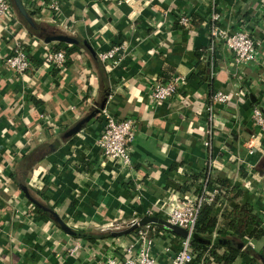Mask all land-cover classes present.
I'll list each match as a JSON object with an SVG mask.
<instances>
[{
    "label": "crops",
    "instance_id": "0c3cea01",
    "mask_svg": "<svg viewBox=\"0 0 264 264\" xmlns=\"http://www.w3.org/2000/svg\"><path fill=\"white\" fill-rule=\"evenodd\" d=\"M20 1L42 32L30 34L17 0H12L14 30L33 64L24 83L3 65L1 56L10 54L13 42L0 18V264H105L103 256L111 254L107 242L112 237L94 243L87 238L70 256L68 250L80 238L40 212L20 184L71 232L88 236L110 233V225L129 222L173 195L194 194V189L182 188L205 173L242 189L230 207L249 205L261 219L264 156H250L247 145L257 146L259 139L264 144L253 121L255 109L264 112V0H55L59 13L50 9L52 0ZM213 14L227 28L250 32L257 44L256 62L237 66L226 49L210 52ZM180 16L190 17L192 26H181ZM59 30L88 43L97 56L122 45L120 66L109 72L86 47L71 55L66 76L51 71L41 58L57 45L47 44L46 37ZM175 76L185 78L186 84L172 100L154 105L152 85ZM217 92L230 96L231 102L215 109L216 120L210 122L208 108ZM107 95L105 108L94 120L65 139ZM103 111L118 120L136 121L129 168L105 159L95 144ZM42 115L60 130L43 128ZM39 151L46 153L25 175V158ZM216 211L220 215L223 207L218 205ZM241 247L243 257L233 264H254L260 242L246 238ZM226 252L219 249L215 262L196 264H223ZM160 263L171 264L166 255Z\"/></svg>",
    "mask_w": 264,
    "mask_h": 264
},
{
    "label": "built area",
    "instance_id": "2783aa9c",
    "mask_svg": "<svg viewBox=\"0 0 264 264\" xmlns=\"http://www.w3.org/2000/svg\"><path fill=\"white\" fill-rule=\"evenodd\" d=\"M50 9L56 13L60 12V7L55 0L50 3ZM34 13V12H32ZM36 14V13H35ZM0 18L6 21V30L9 33V41L13 42L10 54L1 56L5 69L17 77L22 82L30 71L33 70V64L26 49V44L17 37L14 27L17 25L15 10L10 0H0ZM179 24L185 28L192 26V19L188 16H180ZM64 21L60 24L62 25ZM221 20L218 14H213L211 17V47L210 52H214L216 47H220L229 51L233 56L235 65H248L257 61V44L250 32L241 29L227 28L220 24ZM36 43V40L29 43ZM123 51V46L112 47L108 51L101 52L98 55L100 62L107 68L109 72L120 66ZM66 44L58 43L57 45L48 48L42 55V65L57 72L59 75L66 76L68 64L70 62ZM186 84V79L183 77H173L166 82L158 81L152 85L151 99L156 106H161L164 103L172 100L179 93L180 87ZM27 89H31V85L26 83ZM231 102V97L217 92L211 99L208 113L210 122L216 120L214 110L223 108ZM103 127L97 137L95 144L100 150L102 156L114 163L121 164L124 168H129L132 165L131 150L132 145L136 142V121L133 119L118 120L111 116L106 111L102 112ZM43 128L60 130L57 124L47 116H41ZM254 125L261 130V137L264 136V112L259 109L253 111ZM257 146L247 145L250 156H264V144L259 139ZM206 147L210 146V141L205 143ZM213 167V162L210 163L209 169ZM254 172V166H252ZM209 172V170H208ZM253 175V174H252ZM211 173H205L197 185L195 186L194 194L173 195L167 202H158L145 210L141 216L134 217L123 227H116L115 231L128 228L134 224H138L144 216L159 217L167 222L179 226L187 230L189 235L187 238H181L168 231H159L158 226L148 225L139 228L136 232L121 238H113L107 242L110 248V255L103 256L105 264H162L160 263L161 256H168L171 264H196L197 262H215L216 257L211 249L196 250L193 246L192 235L196 231L200 210L204 204H213L219 194H225L220 190L219 186L214 189L208 188V178ZM256 178V177H255ZM3 175L1 181H5ZM249 184V183H246ZM261 221L264 223V214L260 215ZM112 224L108 228L114 227ZM120 225V224H118ZM216 236H214L215 239ZM124 239H127L125 241ZM85 242L79 239L75 242L72 248L68 250L70 256H74L82 249V243ZM84 244V243H83ZM248 247L252 244L248 242ZM244 248V247H243ZM246 248V247H245ZM101 248L98 247V251ZM226 250V249H225Z\"/></svg>",
    "mask_w": 264,
    "mask_h": 264
},
{
    "label": "trees",
    "instance_id": "16d2710c",
    "mask_svg": "<svg viewBox=\"0 0 264 264\" xmlns=\"http://www.w3.org/2000/svg\"><path fill=\"white\" fill-rule=\"evenodd\" d=\"M10 2L13 5L12 0H10ZM20 19L25 27L30 31L32 36H40L39 34L42 32L41 25L34 23L32 26L31 23L21 15ZM66 46L70 57L72 54L82 53L83 50L87 51L83 42ZM45 153L46 151L35 152L32 156L25 158L23 165L25 175L32 172L34 165L38 162V159L43 157ZM11 177L17 185L18 182L16 174H13ZM198 181L199 178L195 177L192 184L188 187L186 185L182 188V190L190 188L195 190V186ZM217 185L220 190L225 192V194H219L213 204H204L202 206L195 231L196 234L203 238L214 240L213 235L217 230L215 244L209 246L193 242L194 248L196 250L204 251L211 249L214 256L217 250L225 248L227 250L226 256L220 261L223 264H233L237 259L243 257V248L241 246L244 245L246 238H250L255 243L260 242L261 245L255 262L257 264H264V229L261 227V219L249 205L237 203L234 207H230L231 203L238 201L244 191L239 187L234 186L232 183L216 177L214 178L211 174L208 178V188L213 190ZM218 205L223 207V211L220 215H218V212L216 211ZM37 208L40 212L48 213L45 206H37ZM157 229L159 231H165L161 227H158ZM110 237V233L98 237L89 236L87 241L94 243L99 239H106ZM255 262L254 264H256Z\"/></svg>",
    "mask_w": 264,
    "mask_h": 264
},
{
    "label": "water",
    "instance_id": "95a60500",
    "mask_svg": "<svg viewBox=\"0 0 264 264\" xmlns=\"http://www.w3.org/2000/svg\"><path fill=\"white\" fill-rule=\"evenodd\" d=\"M18 4V8L21 11V13L24 14L25 18L31 23V25H34V23L31 21L30 18H28V15L26 13L25 8L23 7V4L20 0H17ZM45 42L47 44L56 42V43H61V44H67V45H73V44H77L78 40H76L74 37L68 36L67 34H53V36H48L45 39ZM85 46L90 50V52L92 53L93 57L97 60L100 61L98 56L96 55V53L94 52V50L92 49V47L88 44L85 43ZM210 60V59H209ZM109 95H107L105 97V99L103 100L102 104L99 106V108L95 111V113H93L91 116H89L87 119L79 122L78 124H76V126H74L72 129L69 130V132H67V134L64 136L65 139H70L73 136L79 134L85 127L86 123H90L94 120V117L96 116V114H98L100 111H102L105 108V105L107 103V98ZM261 175V174H260ZM20 189L21 191L24 193V195L36 206L39 207H43V203L38 200L36 198V196L23 184H20ZM47 212L51 215V218L59 223L61 225V227L63 228L64 231L70 233L71 235L78 237L80 239H87L89 236L87 233H73L71 232L66 225L60 220V218L58 217V215L53 212L51 209L45 207ZM148 225H155L158 227L163 228L166 231L171 232L172 234H175L181 238H187L189 233L187 230H184L182 228H180L179 226H175L169 222H167L166 220L153 216V217H149V216H144L140 219V221L138 222V224H134L128 228L119 230V231H115V232H110V235L112 238H121V237H125L128 236L134 232H136L139 228L142 227H146ZM192 241L194 243H200V244H204V245H211L212 244V240L211 239H206L203 238L201 236H199L198 234L194 233L192 235Z\"/></svg>",
    "mask_w": 264,
    "mask_h": 264
},
{
    "label": "rangeland",
    "instance_id": "374dc122",
    "mask_svg": "<svg viewBox=\"0 0 264 264\" xmlns=\"http://www.w3.org/2000/svg\"><path fill=\"white\" fill-rule=\"evenodd\" d=\"M59 32L63 33L62 31L59 30ZM60 34V33H59ZM58 44V43H57ZM128 224V222H123L122 224L118 225L116 224L114 227L110 228L111 231H115L116 227L120 226V227H123L124 225Z\"/></svg>",
    "mask_w": 264,
    "mask_h": 264
}]
</instances>
